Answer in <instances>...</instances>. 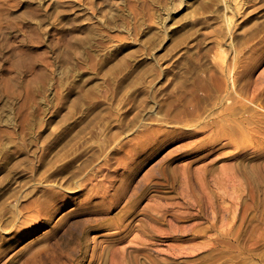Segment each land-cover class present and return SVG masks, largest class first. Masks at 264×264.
Here are the masks:
<instances>
[{"label": "rangeland", "instance_id": "obj_1", "mask_svg": "<svg viewBox=\"0 0 264 264\" xmlns=\"http://www.w3.org/2000/svg\"><path fill=\"white\" fill-rule=\"evenodd\" d=\"M0 264H264V0H0Z\"/></svg>", "mask_w": 264, "mask_h": 264}, {"label": "bare ground", "instance_id": "obj_2", "mask_svg": "<svg viewBox=\"0 0 264 264\" xmlns=\"http://www.w3.org/2000/svg\"><path fill=\"white\" fill-rule=\"evenodd\" d=\"M93 258H94V257H93ZM93 258H92V259H93Z\"/></svg>", "mask_w": 264, "mask_h": 264}]
</instances>
